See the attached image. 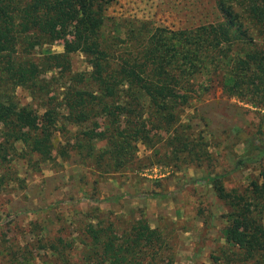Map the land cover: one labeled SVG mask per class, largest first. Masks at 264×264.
Returning <instances> with one entry per match:
<instances>
[{"label":"trees","instance_id":"trees-1","mask_svg":"<svg viewBox=\"0 0 264 264\" xmlns=\"http://www.w3.org/2000/svg\"><path fill=\"white\" fill-rule=\"evenodd\" d=\"M112 1L0 0V187L11 177L8 155L44 157L51 150L60 110L66 123L81 127L74 137L81 157L103 172L146 166L137 157L140 140L152 150L149 164L154 156L155 163L201 165L210 155L207 144L182 118L200 79L249 104L261 133L264 0H214L220 21L179 29L108 17ZM59 40L63 50L52 51ZM73 53L84 55L89 70L71 69ZM18 87L33 102L22 104ZM32 103L43 110L39 117ZM242 143L231 172L264 158L260 138L248 134ZM222 177L207 174L228 206L223 235L229 249L222 259L264 264V168L244 190L225 189ZM87 232L82 264L174 262L159 230L143 219L129 229L98 223Z\"/></svg>","mask_w":264,"mask_h":264},{"label":"rangeland","instance_id":"rangeland-1","mask_svg":"<svg viewBox=\"0 0 264 264\" xmlns=\"http://www.w3.org/2000/svg\"><path fill=\"white\" fill-rule=\"evenodd\" d=\"M105 15L147 19L173 29L222 19L214 0H113ZM62 44L59 40L50 49L62 51ZM71 69L89 70L83 54L71 55ZM200 82L183 105L182 118L191 125V134L207 144L210 155L201 165L155 163L154 156L149 164L152 150L140 140L137 157L146 166L103 172L79 154L74 137L81 127L66 123L63 110L46 156L8 155L5 166L11 177L0 187V264H82L90 225L122 230L141 219L159 230L173 264H225L228 206L217 197L207 174L223 175L227 190L247 188L264 168V158L230 170L243 150L244 136L264 141V127L260 133L259 114L249 104L230 97L217 83L206 87ZM15 93L22 104L33 102L23 87ZM31 106L38 117L43 113L35 103Z\"/></svg>","mask_w":264,"mask_h":264}]
</instances>
